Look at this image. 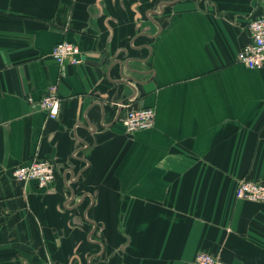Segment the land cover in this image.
<instances>
[{
  "label": "crops",
  "instance_id": "1",
  "mask_svg": "<svg viewBox=\"0 0 264 264\" xmlns=\"http://www.w3.org/2000/svg\"><path fill=\"white\" fill-rule=\"evenodd\" d=\"M131 4L0 0V264H264V203L234 196L264 183V68L236 59L264 0ZM62 39L80 64L51 58ZM53 85L47 118L27 96ZM34 158L49 188L13 176Z\"/></svg>",
  "mask_w": 264,
  "mask_h": 264
},
{
  "label": "built area",
  "instance_id": "2",
  "mask_svg": "<svg viewBox=\"0 0 264 264\" xmlns=\"http://www.w3.org/2000/svg\"><path fill=\"white\" fill-rule=\"evenodd\" d=\"M250 39L243 44L237 53V60L249 69L264 68V11L249 22ZM51 57L59 65L78 64L81 62L78 45L69 40H61L53 45ZM31 106L41 107L48 118H55L61 105V97L56 86H50L48 92L39 100L27 96ZM152 107L129 108L122 118L124 129L128 133L150 129L154 125ZM13 175L20 181H34L40 188H48L55 178L53 163L44 158H34L28 163L18 164ZM237 199L251 202H264V183L242 179L234 190ZM192 264H232L210 253L200 252Z\"/></svg>",
  "mask_w": 264,
  "mask_h": 264
},
{
  "label": "flooded vegetation",
  "instance_id": "3",
  "mask_svg": "<svg viewBox=\"0 0 264 264\" xmlns=\"http://www.w3.org/2000/svg\"><path fill=\"white\" fill-rule=\"evenodd\" d=\"M157 0H131L132 8L135 9L139 7V9L149 7L150 4L154 3Z\"/></svg>",
  "mask_w": 264,
  "mask_h": 264
},
{
  "label": "rangeland",
  "instance_id": "4",
  "mask_svg": "<svg viewBox=\"0 0 264 264\" xmlns=\"http://www.w3.org/2000/svg\"><path fill=\"white\" fill-rule=\"evenodd\" d=\"M260 183H261V182H260ZM262 203H264V202H262ZM202 252H203V251H202ZM198 253H200V252H198ZM198 253H196L194 257H196ZM206 253H207V252H206ZM212 255H213V254H212ZM214 256H216V255H214ZM217 257H218V256H217ZM193 259H195V258H193ZM222 260H223V259H222ZM192 261H193V260H192ZM224 261H226V260H224ZM227 262H230V261H227ZM230 263L235 264V263H233V262H230ZM191 264H192V262H191Z\"/></svg>",
  "mask_w": 264,
  "mask_h": 264
},
{
  "label": "water",
  "instance_id": "5",
  "mask_svg": "<svg viewBox=\"0 0 264 264\" xmlns=\"http://www.w3.org/2000/svg\"><path fill=\"white\" fill-rule=\"evenodd\" d=\"M83 58V57H82ZM100 62H98V63H95L94 65H98V64H101V62H102V57H101V60H99Z\"/></svg>",
  "mask_w": 264,
  "mask_h": 264
},
{
  "label": "bare ground",
  "instance_id": "6",
  "mask_svg": "<svg viewBox=\"0 0 264 264\" xmlns=\"http://www.w3.org/2000/svg\"><path fill=\"white\" fill-rule=\"evenodd\" d=\"M122 124H123V122H122ZM124 126V125H123Z\"/></svg>",
  "mask_w": 264,
  "mask_h": 264
}]
</instances>
